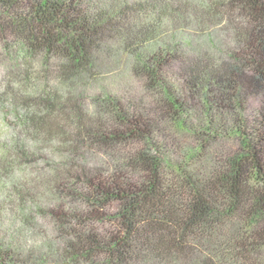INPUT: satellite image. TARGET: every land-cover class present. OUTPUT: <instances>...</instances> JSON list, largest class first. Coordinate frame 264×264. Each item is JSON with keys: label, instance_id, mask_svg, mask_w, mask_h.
<instances>
[{"label": "trees", "instance_id": "1", "mask_svg": "<svg viewBox=\"0 0 264 264\" xmlns=\"http://www.w3.org/2000/svg\"><path fill=\"white\" fill-rule=\"evenodd\" d=\"M0 264H264V0H0Z\"/></svg>", "mask_w": 264, "mask_h": 264}, {"label": "rangeland", "instance_id": "2", "mask_svg": "<svg viewBox=\"0 0 264 264\" xmlns=\"http://www.w3.org/2000/svg\"><path fill=\"white\" fill-rule=\"evenodd\" d=\"M2 115L0 114V133L4 130V119L1 117Z\"/></svg>", "mask_w": 264, "mask_h": 264}]
</instances>
